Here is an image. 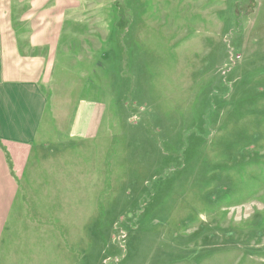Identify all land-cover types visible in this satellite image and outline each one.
Returning <instances> with one entry per match:
<instances>
[{"label":"rangeland","instance_id":"374dc122","mask_svg":"<svg viewBox=\"0 0 264 264\" xmlns=\"http://www.w3.org/2000/svg\"><path fill=\"white\" fill-rule=\"evenodd\" d=\"M81 1L48 124L101 117L52 147L53 264H264V0Z\"/></svg>","mask_w":264,"mask_h":264},{"label":"crops","instance_id":"0c3cea01","mask_svg":"<svg viewBox=\"0 0 264 264\" xmlns=\"http://www.w3.org/2000/svg\"><path fill=\"white\" fill-rule=\"evenodd\" d=\"M87 6L95 10L94 3ZM95 19L89 18L92 25ZM86 20L81 0H0V264H53V229L63 227V216L52 193L68 192L66 156L53 155L52 147L61 149L62 132L93 138L100 126L101 104L89 99L75 108L66 130L48 124L50 112H67L48 107L54 77L63 74L56 72L59 55L66 53L62 61L69 63L71 37L102 33L79 31ZM53 177L58 187H50Z\"/></svg>","mask_w":264,"mask_h":264}]
</instances>
